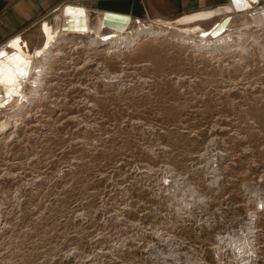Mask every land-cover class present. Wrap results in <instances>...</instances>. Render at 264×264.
<instances>
[{
  "label": "rangeland",
  "instance_id": "374dc122",
  "mask_svg": "<svg viewBox=\"0 0 264 264\" xmlns=\"http://www.w3.org/2000/svg\"><path fill=\"white\" fill-rule=\"evenodd\" d=\"M65 5L93 27L129 16L64 2L43 33L62 30ZM191 13L129 16L130 31ZM218 16L198 25L231 17L244 46L210 56L148 37L108 51L61 35L39 95L27 84L32 102L0 109V124L19 115L0 137V264H242L248 238L245 262L264 264V25Z\"/></svg>",
  "mask_w": 264,
  "mask_h": 264
},
{
  "label": "bare ground",
  "instance_id": "6f19581e",
  "mask_svg": "<svg viewBox=\"0 0 264 264\" xmlns=\"http://www.w3.org/2000/svg\"><path fill=\"white\" fill-rule=\"evenodd\" d=\"M230 1V4L219 9L198 11L184 15L175 22H167L163 26L167 29L156 30L151 25H141L135 32V35H132L134 32L130 31L132 23H129L131 20L128 18L129 16L105 14L98 19L97 24L93 27L88 9L65 5L62 10V30H54L52 26L45 23V41L42 47L36 49L34 53L23 47L22 39L19 36L12 38L6 45V48L0 49V109L15 103L20 98L22 100L27 99L24 100L27 103L32 102L33 97L26 98L25 87L27 84L34 86V93L39 95L44 82V75L48 73V65L60 52L62 45L60 42L61 35L66 36L67 33L90 38L93 36L92 42L96 44L99 41L100 47L108 51H119L122 48L138 46L145 39L147 40L148 37L176 39L210 56L216 55L222 50L242 47L246 43L245 41L249 39V36L246 33H240L238 37L236 36L237 40H235L233 35L226 30L231 24L232 19L228 21L226 20L227 17H224L218 24L215 22L210 30H205L198 25V23L212 20L223 13H229L230 15L241 12L242 10H236V4H239L240 8L245 7L248 10L256 2V0H234V4L232 0ZM254 20L256 27L260 26L261 22L264 25L263 18ZM191 25H196V31L190 28ZM159 26L162 25L159 24ZM247 28L250 29V27ZM105 29L109 30V33H103ZM170 30H176L178 32L177 36L175 37V34L173 35ZM99 38L100 40H98ZM25 107L26 104H23L21 109L24 110ZM17 116L19 115L17 114L12 120L0 124V137L8 134L14 123L16 125ZM254 228L252 227V233L255 232ZM253 242L248 238L241 246H239L240 244H236V248L238 249L237 254L242 258V264H249L250 261H245L252 258V254L250 253ZM246 254L249 256L245 257Z\"/></svg>",
  "mask_w": 264,
  "mask_h": 264
},
{
  "label": "crops",
  "instance_id": "0c3cea01",
  "mask_svg": "<svg viewBox=\"0 0 264 264\" xmlns=\"http://www.w3.org/2000/svg\"><path fill=\"white\" fill-rule=\"evenodd\" d=\"M64 2L83 4L95 13L106 12L129 15L138 19L171 18L193 11L230 4V0H0V49L15 37L29 46L45 41L42 22L49 11ZM50 5V6H49ZM233 20V19H232ZM36 25L39 30H36ZM33 30L39 33L32 41ZM39 38V41H38Z\"/></svg>",
  "mask_w": 264,
  "mask_h": 264
},
{
  "label": "built area",
  "instance_id": "2783aa9c",
  "mask_svg": "<svg viewBox=\"0 0 264 264\" xmlns=\"http://www.w3.org/2000/svg\"><path fill=\"white\" fill-rule=\"evenodd\" d=\"M239 13L240 14L243 13L251 19H258V18L264 19V0H257V3L255 4V6L250 7L248 10L239 12ZM239 13H236V14H239Z\"/></svg>",
  "mask_w": 264,
  "mask_h": 264
},
{
  "label": "water",
  "instance_id": "95a60500",
  "mask_svg": "<svg viewBox=\"0 0 264 264\" xmlns=\"http://www.w3.org/2000/svg\"><path fill=\"white\" fill-rule=\"evenodd\" d=\"M232 2L235 4L234 0H232ZM256 3H257V0H256V2L253 4V6H255ZM253 6H252V7H253ZM235 7H236V10H237V11H241V10H242L241 12L246 11L245 7L240 8L239 4H236ZM226 20H228V21L231 20V17L227 18Z\"/></svg>",
  "mask_w": 264,
  "mask_h": 264
}]
</instances>
